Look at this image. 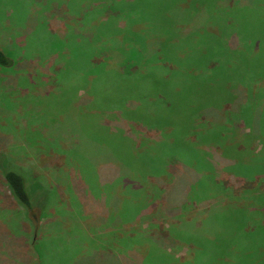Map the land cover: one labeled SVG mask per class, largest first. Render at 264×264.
<instances>
[{
	"label": "rangeland",
	"instance_id": "374dc122",
	"mask_svg": "<svg viewBox=\"0 0 264 264\" xmlns=\"http://www.w3.org/2000/svg\"><path fill=\"white\" fill-rule=\"evenodd\" d=\"M78 1L0 0V48L7 51L12 60L11 65L0 66V138L4 136L0 139V164L10 160L24 171L26 189L38 206L31 211L23 209L17 213L16 207L10 206L12 199L8 191L0 186V264H19L25 259L21 255L27 253V248L38 251L40 264H110V255L101 250L104 245L106 250L109 248L106 242L112 238L102 227L117 220L121 224L134 221L137 231L135 237L128 238L131 248L121 249L120 260L122 253L138 254L140 247L145 245L147 252L144 258L139 259V264H157V255L153 253L160 252L158 247H163L150 234L151 238L144 235V239L138 231L141 225H147L144 223L147 216L144 211L149 201L152 207L157 208L163 196L157 191V183L153 179L166 175V190H169L172 163L184 160L186 165L200 172L204 164L199 161L203 160L205 150L213 151L218 144H226L228 155L239 162L224 164L223 168H228L226 171L233 175L246 168L264 172L263 155L249 163L246 159L250 160L253 154L260 152L264 139L255 137L256 132L252 136H240L249 128L264 130V98H259L264 97V0H245L241 7L231 5L230 8L216 3L217 0H204L203 12L208 9L210 17H218L219 13L220 22L227 25L228 30L239 33L238 43L237 39L231 43L227 37L225 44L223 35L219 37L207 30L215 24H206L205 21L200 26L198 39H181L167 50L176 55L183 54L184 58L180 57L182 61L177 62V69H173L170 62L164 68L161 64L156 68L154 64H147L141 72L115 74L111 80L99 82L95 89L88 86L85 78L90 72L85 60L88 51L87 45L83 44L86 35L82 33L84 27L80 26L78 14L86 7L83 1L80 4ZM160 5L166 9L164 1ZM68 10L71 15H66ZM157 12L154 8L152 15ZM195 15L202 14L195 12ZM80 42L83 45L75 46ZM219 42H222L221 46ZM221 48L224 54L220 57L227 63L230 60V67L215 69L219 71L213 74L204 72L200 81H212L213 85L204 105L199 106L208 116L195 118L196 133L182 134L188 124L184 118L189 116L172 89L187 96L193 85L201 84L197 82L202 77L201 70H206ZM242 68L246 72L243 86L252 89V95H248L245 105L238 109L242 115H238L236 110L234 113L242 123L247 120L250 126L242 124L230 112L225 117L226 128L222 129L221 122L212 120L219 109L230 110V102H224L227 91L223 82L231 83V97H237L235 79L242 78L239 72ZM255 79L260 80L258 88L259 85H250L251 81L255 83ZM191 82L197 83L189 87ZM91 89L96 92V98L86 101L89 97L87 90ZM195 91L201 95L197 103L202 105L205 95L197 85ZM102 107L111 110L105 111ZM170 123L174 126L171 131L167 127ZM234 130L238 136H231ZM154 136H166L165 139L172 143L169 148L176 150L171 149L169 156L151 151L152 147L144 140ZM190 137H193V142H189ZM237 138L241 144L234 146L231 142ZM207 142L213 147H201ZM188 143L197 145L199 149ZM261 153L264 154V150ZM167 162L169 164H165ZM210 175L213 176L212 173ZM177 176L187 181L186 176L180 173ZM207 181L190 186V181L185 182L189 186L192 203L198 201L197 196L204 197L207 193ZM185 183L172 186L171 194L177 201L182 194L185 195L183 190L187 191ZM124 188L131 197L119 199ZM258 189L264 190V180L259 182ZM185 206L189 208L188 203ZM86 213L95 217L86 219ZM153 213L157 216V210ZM27 215L38 222V226L49 223L39 227L38 232ZM261 217L255 213L251 219L264 224ZM93 218L101 226L90 223ZM153 223L154 228L163 225L162 220ZM185 229L171 226L167 231L185 235ZM200 237L201 233L196 236L198 242ZM93 239L96 247L90 246ZM185 253L186 249L178 243L167 258L174 261Z\"/></svg>",
	"mask_w": 264,
	"mask_h": 264
},
{
	"label": "trees",
	"instance_id": "16d2710c",
	"mask_svg": "<svg viewBox=\"0 0 264 264\" xmlns=\"http://www.w3.org/2000/svg\"><path fill=\"white\" fill-rule=\"evenodd\" d=\"M77 1L78 0H73V3ZM81 1L85 3L86 10L78 14V20L81 23L80 26L84 27L82 33L86 35V37H83L84 41H86L83 44L87 45L88 54L85 60L90 71L89 75L85 76V78L88 86L91 85L94 89L99 86V82L111 80L115 74H121L123 72L130 73L131 71L141 72L145 69L147 64H154V68L161 64L162 68H164L165 65H168V62H170L173 69H177V62L182 61L180 57H182L183 54L180 52L176 55L173 51L167 52V50L181 39H190L191 41L198 39L201 35L200 26L206 23L205 21H207L206 24H215V27L209 26L207 30L217 33L219 37L223 35L224 39H226L225 44L227 43V37L230 38L231 43L234 39H237V37L239 39V33L236 30H228L227 25L220 22L221 18L219 13L216 18L214 16L210 17L208 13L210 11L208 9H205L203 12L202 7L205 8L204 0H80L78 3H82ZM163 1L166 9L160 5ZM217 2L230 8L231 5L233 7L240 5L241 7L245 0H217L216 3ZM154 8L158 10V12L152 15ZM195 12L201 13L202 15L194 16ZM71 13V11L66 12V15H71ZM225 13L228 15L227 10H225ZM214 18L217 20H214ZM80 37L82 38V36ZM221 43L219 42V46H221ZM83 44L80 42L79 44H75V46ZM203 48H206V46ZM223 54L221 48L218 55H216L218 57L215 56L213 58V61L206 66L205 71L201 70L202 77L197 81L201 84H195L199 89H202V93L205 95L202 105L197 103L201 95H197L195 85H193L189 91V87L197 82H191L189 84V93H187V96L180 95L175 88L172 89V93H177L185 113L189 116L188 118H184L188 124L181 132L182 134L196 133L198 128L195 118H198L200 115L202 117L206 115L203 107L199 108V106L204 105L208 94L212 92L213 85L211 83L212 81L207 83L200 81L203 80L204 72L213 74L219 71L215 69H221L223 66H225L224 69L230 67L231 61L228 60L227 63V60L225 61L223 57H220L223 56ZM224 58L226 59L227 57ZM11 64L12 60L7 51H3L0 48V66L7 67ZM243 69L244 68L239 70L242 78L235 79L237 81V86H235L234 89L239 93V95L237 93V97H231L232 91L229 89L231 86L229 81L228 83L226 81L223 82L227 84V86H225V84L223 86V83L221 84L227 91L226 100L224 102H230V110L227 111L221 107L222 109L215 112L216 114H214V116L216 118L212 120V122H221L222 129L226 128V115L230 112L234 113L235 110L238 115H242L241 110L238 111V109L240 106L245 105L247 96L252 95V89L243 86L242 79L246 74ZM101 78L102 80H100ZM254 81L255 83L251 81L250 85L255 84V86L259 85L257 88L260 87V84H257L260 80L255 79ZM203 84H205V87ZM257 88L255 87L254 89ZM93 90H87L89 97H86V101L88 98H90L91 101L96 98V92ZM213 90L215 91L214 88ZM193 96L196 97V99H191ZM259 98L263 99L264 97L260 96ZM248 100L249 97L247 101ZM95 101L99 102V100ZM243 101L244 104H241ZM108 110L111 109L105 111ZM124 110H126V108ZM145 112L146 110H144V113ZM232 115L241 121L237 114L234 113ZM105 122L109 124V121L106 119ZM122 122H124V119ZM244 122L242 123L241 121L242 124L250 126L247 120ZM167 127L169 131H171L174 126L170 123L169 125L167 124ZM254 132H256V134ZM231 134V136H238L235 130L231 131ZM246 134H248L247 136L255 134V137L264 139V130L262 129L250 130L249 128L247 133L240 136H246ZM222 135H225V133H222ZM227 135H229V133ZM165 137L166 136L149 137V139L145 138L146 140H144V142L152 147L151 151H156L157 154L163 152L166 156H169V151L175 148H169V146L172 145L171 140L165 139ZM1 138L4 139V136ZM192 138L193 137H190L191 140L189 142H193ZM183 142V145H185L186 141L183 140ZM207 143H205V145L202 144L201 147L204 146L205 149L213 147L210 142ZM231 143H234V146H237L238 143L241 144L238 138L237 140L234 139ZM156 145H159V147H155ZM189 145L192 146L193 143ZM193 148L199 149L197 145ZM263 150L264 146L261 147L260 152L253 154L250 160L246 158L247 163L252 162L251 160L255 157L261 155L264 157V154L261 153ZM205 151L207 152L203 154V160L199 161L204 164L200 172L186 165L184 160L172 163V167L170 166L169 190H166L168 177L166 175L159 176L156 174L159 177L153 179V181L157 183L155 187L158 192L163 193V196L157 208L155 206L152 207L151 202L148 200L149 205L144 211L147 216H143L146 219L144 223L147 225L146 227L141 225L138 230L141 237L144 235L147 236L148 239L153 237V239L163 247V249L158 247V249L161 250L160 252L157 251L153 253L157 255L155 258V263L157 264H264V224H261L260 220H255V222H253L251 219V216L255 213H259V217L262 216L261 218H264V190L258 189L259 182L264 180V172H253L246 168V170L242 169V172L239 174L235 173L234 175L236 176H234L229 170L226 171L228 168H223L224 164L231 163L232 161H236L235 163L233 162L234 164L239 163L234 156L228 155L226 144H218L216 148L213 147V151L210 149H206ZM209 151L212 152L210 156L208 154L210 153ZM219 154H221L220 157ZM224 158H228V160L223 161ZM165 164L169 163L167 162ZM177 173H180L181 176H186L187 181L185 182L187 183L190 181L191 183L189 186L202 183V180L206 181L207 179V193H205L204 197L199 195L197 196L199 197V199H197L198 201L194 200L192 203L189 186L182 181L181 178H178ZM210 173H212L213 176H211ZM215 173H217L218 176L220 175V178L218 176L217 178ZM23 174L24 171L10 162V160L7 163L4 162L0 164V186L8 191L12 199L10 206H15V211L17 213L21 212L23 209L27 212L34 210V207H38L33 199H31L30 193L26 189L27 185ZM206 174L209 175L207 176ZM176 183H185L187 187V191L185 189L183 190L185 195L183 196L182 194L178 201L171 194L172 186ZM218 190L224 192L219 194ZM129 197H131V195L126 193L125 188L122 193H119V199H127ZM187 203L189 208L185 206ZM154 210H157V216L153 213ZM86 214V219L91 216L95 217L89 213ZM27 217L38 232L40 231L39 227L49 223L44 222L42 225L39 224L38 226V222L32 221L29 215H27ZM161 220L163 225L160 228H154L153 221ZM89 222L99 225V221L96 218L91 219ZM171 226L187 228L185 229L186 234L180 235L172 232V230L167 231V228ZM102 228L105 229V234L112 238L110 242H106L107 239L102 237L105 242L109 244V248L106 250V246L104 245L101 251L110 255V264H114L115 262L117 264H139V259L141 260L145 257L147 251L145 245H142L138 254L124 252V254L122 253V261L119 258V255H121L120 252H122L121 249L123 248L124 250L126 246L130 247L131 242H127L128 238H132L133 235L135 237L137 233L134 221L129 223L123 222L122 224L119 220L116 222L109 221L105 223V226ZM199 233L202 234L200 242H198L196 238ZM84 237H86V234ZM143 238L145 239V237ZM178 243L182 245V249H186V253L182 257L177 256V259L174 261H170L167 256ZM31 244H34V242L32 241ZM94 244V239L90 240V246L96 247ZM198 250L201 251L199 252ZM21 256H24L25 259L22 260V262H18L19 264H28L30 262L33 264H40L38 251L35 249L27 248V253Z\"/></svg>",
	"mask_w": 264,
	"mask_h": 264
}]
</instances>
